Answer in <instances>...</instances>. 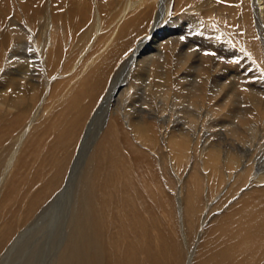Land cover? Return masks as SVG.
I'll list each match as a JSON object with an SVG mask.
<instances>
[{
    "label": "bare ground",
    "instance_id": "obj_1",
    "mask_svg": "<svg viewBox=\"0 0 264 264\" xmlns=\"http://www.w3.org/2000/svg\"><path fill=\"white\" fill-rule=\"evenodd\" d=\"M251 57L264 0H0V264L64 198L49 264H264Z\"/></svg>",
    "mask_w": 264,
    "mask_h": 264
},
{
    "label": "rangeland",
    "instance_id": "obj_2",
    "mask_svg": "<svg viewBox=\"0 0 264 264\" xmlns=\"http://www.w3.org/2000/svg\"><path fill=\"white\" fill-rule=\"evenodd\" d=\"M225 41L229 42L230 39L229 40L226 39ZM245 55H249L248 52H246ZM253 59L254 58L251 59V61H253L252 63L259 70H261L260 66L262 67V65L259 66L257 61L255 59L254 60ZM255 78H257V79L259 78L258 80H262L263 84H261L259 86L264 85V79H263L264 78V72L261 73L260 77L258 76ZM255 78H253L252 80H254ZM257 79L255 80L256 82H257ZM259 143L261 146V144L264 143V138H262L259 141ZM60 200L58 202L56 201L57 203L55 202L56 205L54 204L55 207L52 208V211L50 212V214H48V216L45 214L46 216L44 215L43 219L40 220L39 228H38L39 230L37 231L38 233L35 234L36 237L34 239V241L36 240L37 242L35 241V243H34V242H32V240H28L30 242L29 243L27 242V245H24V248H23L24 250H22V253H23V256L24 255L25 256L21 257V259H22L21 264H49L48 262L52 259V257H49V256H52L50 253L52 252V250H55L54 248H55L56 244L58 243L57 241L60 240V238L58 236H62V228H64V229L66 228V225H65L66 224L65 223L66 222L65 221L66 215L63 212H64V209L67 207V200L65 198L60 199ZM46 221H48V222H46ZM48 229H50V230H48ZM39 234H40L41 240L38 239ZM34 244H36V245H34ZM53 245H54V248H53Z\"/></svg>",
    "mask_w": 264,
    "mask_h": 264
},
{
    "label": "snow or ice",
    "instance_id": "obj_3",
    "mask_svg": "<svg viewBox=\"0 0 264 264\" xmlns=\"http://www.w3.org/2000/svg\"><path fill=\"white\" fill-rule=\"evenodd\" d=\"M218 2H219V0H218ZM181 39H183V37H181ZM204 54L205 55H215L214 53H209V52H205Z\"/></svg>",
    "mask_w": 264,
    "mask_h": 264
}]
</instances>
